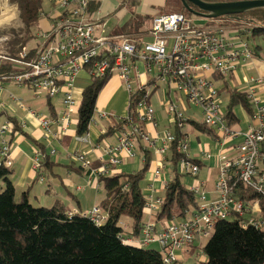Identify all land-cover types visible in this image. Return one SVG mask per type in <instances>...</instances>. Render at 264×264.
Wrapping results in <instances>:
<instances>
[{"label": "built area", "instance_id": "built-area-1", "mask_svg": "<svg viewBox=\"0 0 264 264\" xmlns=\"http://www.w3.org/2000/svg\"><path fill=\"white\" fill-rule=\"evenodd\" d=\"M49 4L50 11L40 15L46 25L36 33L32 55L29 56L26 48L15 56L9 51L0 52V60L8 61L12 70L17 71L16 75L1 76L0 82L12 80L18 86H26L34 92L32 97L35 99L41 93L48 100L61 95V112L55 118L43 117L21 99L11 98L15 107L36 118L47 139L58 141L66 133L78 108L72 97V88L80 73H85L89 81L117 77L128 96L137 92L140 95L136 123H130L126 117L94 111L89 126L110 119L115 122L124 120L126 125L124 130L117 132L115 146L104 143L106 159H101L97 168L91 169L92 164L83 156H75L83 168L91 169L90 179L97 182L99 176L110 175L111 169L121 164L123 156L134 158L138 140L159 159L150 179L161 176L169 145L174 141L173 134L165 130L150 138L144 129L146 124L155 126V111L149 99L152 91L160 85L181 97L177 103L168 96L160 101L171 126L176 124L182 128L187 119L199 114L203 124L231 142L217 155L218 171L212 179L216 198L211 200L203 190L205 183L197 179L199 167L191 162L193 158L189 156L187 137L180 140L175 148L180 156L177 171L193 180L189 190L197 196V209L188 212L183 220L166 221L158 231L154 223H145L139 237L124 235L121 242L136 248L155 249L164 264H177V252L192 245L195 237H210L219 221L244 219L242 227L250 226L264 232V218L260 217L258 205L233 196L237 183L264 196V171L261 169L264 165L261 151L264 102L257 93L262 79L244 78L245 84L249 85L246 96L254 110V121L245 131L226 125L222 99L214 80L234 73L254 57L250 46L241 40L240 30L226 19L198 23L193 16L188 18L183 14L169 13L152 17L147 34L135 39L107 34V17L89 14L88 0H49ZM146 37L150 38L149 42H145ZM6 41V37H0V46ZM261 60L264 64V57ZM191 107L194 113L189 116L187 112ZM4 109L0 99V113ZM19 126L25 128L23 122ZM12 133L10 122L0 125V170L12 167L10 143L2 138ZM38 151L34 158L35 172L40 159ZM54 154L55 149H51L49 155ZM209 158V154L205 155V159ZM163 183L166 184V180ZM160 204V199L149 195L144 211L154 216ZM76 214L96 224L104 220L97 207L88 212H68L69 217Z\"/></svg>", "mask_w": 264, "mask_h": 264}, {"label": "trees", "instance_id": "trees-1", "mask_svg": "<svg viewBox=\"0 0 264 264\" xmlns=\"http://www.w3.org/2000/svg\"><path fill=\"white\" fill-rule=\"evenodd\" d=\"M200 1L228 3L236 0ZM10 2L17 6L22 24L18 32H11L12 39L8 44L11 56H15L22 49H27V45L35 39L38 32L37 23L43 12V0H10ZM165 2L160 8L162 14L179 13L188 18L192 17L179 0H165ZM140 5L141 0H121L114 14L124 10L128 18L121 27L114 29L111 35L136 39L147 34L152 17L138 13ZM99 6V1L88 0L87 12L97 13ZM188 7L197 10L191 4H188ZM221 19L230 21L232 26L240 30L241 39L246 40L254 56L264 53V9L250 10ZM28 50H31L32 54L35 51L33 48ZM16 74L17 71L12 70L10 65H0V78ZM109 79L92 80L82 90L76 113L77 137L87 134L97 98ZM222 79L214 80L217 82ZM223 84L218 93L220 98L226 95L225 122L227 126L232 127L238 122L235 109L240 106L251 115L252 104L245 93L238 92L226 82ZM139 98L138 92L130 95L126 114L121 116L126 117L130 123H136V106ZM2 116L1 112L0 117ZM49 117L55 118L54 115ZM7 122L13 125L14 133H19L30 142L33 141L20 128V122L16 119L8 117ZM186 124L211 141L221 142L222 138L217 132L201 121L187 119ZM125 125L124 120L115 122L110 119L106 127L107 133L102 138L124 130ZM170 131L174 141L169 145L165 159L170 163L171 173L167 186L159 196L161 205L153 216V222L156 224L183 220L188 212L198 207L197 196L184 185L185 176L177 171L180 156L175 148L187 135L176 124L171 126ZM35 146L40 152L35 176L40 178L44 168L50 166V161L44 146ZM261 151L264 153V142ZM142 155L143 162L138 171L132 174L118 173L98 177L97 183L104 195L99 204V209L104 215L101 224L77 214L69 217L60 203L52 208H34L29 203L26 192L21 194L19 202H15V189L9 180L10 172L0 170V181L4 186L0 192V264H164L157 250L136 248L121 242L124 235L139 237L145 224L143 219L147 198L141 183L150 169L153 157L152 151L148 149H144ZM191 162L200 168L199 161L192 159ZM71 166H75L74 163ZM98 166L99 164H92L91 169ZM77 169L83 170L81 167ZM91 169H86V175L90 174ZM233 196L244 202L256 203L260 217L264 218V196L239 183L235 186ZM123 217L127 218L129 231H124L119 226ZM243 220L217 222L201 250L206 261L196 264H264V232L250 226L242 227Z\"/></svg>", "mask_w": 264, "mask_h": 264}, {"label": "crops", "instance_id": "crops-1", "mask_svg": "<svg viewBox=\"0 0 264 264\" xmlns=\"http://www.w3.org/2000/svg\"><path fill=\"white\" fill-rule=\"evenodd\" d=\"M96 1L100 2L101 0ZM118 5L119 2L104 0L102 5L100 2V6L97 11L100 17H107L106 27H108V20L110 18L115 20L112 27H110L109 34H111L114 29L121 27L128 18V15L124 10L114 14ZM147 9V3L143 6V2L141 0L138 13L153 15L147 11ZM40 24L43 26V24H45V20L40 19ZM262 54L264 53L261 52L258 56H254L251 60L247 61L242 67L229 76L232 77V82L234 83L236 80L238 85V87H231L240 93H245L246 95L249 85L245 84L244 78L260 77L262 79V84L257 88V93L264 102V64L261 60L264 56L262 57ZM76 80L89 81L85 73H80ZM158 89H154L152 91L149 99V103L155 111V126L152 124H146L144 126V129L150 138L157 136V134H160L165 130H170L171 128L169 117L166 115L162 107L159 108V101H161L165 96L166 98L168 96L176 103L180 102L181 99L179 95H176L173 92L169 93L167 88L161 91L160 94L155 95ZM11 98L21 99L25 105L26 103H29L32 110L43 117H49L51 115L56 117L60 114L62 98L61 95H59L53 100H48L44 95L43 98L38 97L35 99L32 96L27 95V93L25 95L22 90L6 88L4 85L1 86L0 99L5 104V110L2 112L3 116L0 117V125H2L5 121H8V117H12L18 122H23L25 124V128L22 130L36 143H32L33 141L30 142L19 133L14 132L11 135L8 134L2 137L10 143L11 147L13 163L9 170V180L14 186L15 194L16 192H20V194L26 192L29 203L36 208H52L57 203H60L67 212L77 211L82 213L88 212L92 208L99 207L100 202L104 198L103 191L95 180L90 179L88 175H86V169L75 160V156H83L85 160L90 161L91 164H97V162H100L101 159H106L103 148L104 143H108L110 146H115L117 139V132L112 133L106 138H102V136L107 133L106 127L108 126L110 120L97 121L95 125L88 127V132L85 136L77 137V108L66 133L61 135L58 141H50V139H47L45 135H43L37 119L26 115L17 109ZM23 98L26 100H23ZM99 98L100 102L98 103ZM128 98L129 96L125 90L124 84L117 77H111L97 98L95 111H103L121 117L126 114ZM153 100H156L158 109H156V105L153 106ZM222 108L225 111V104L222 105ZM193 113V111H188L187 115L191 116ZM235 115L238 118V122L232 126L233 129L245 131L254 121L253 107L251 115H248L242 107L238 106L235 109ZM192 120H194V118ZM199 135L201 136H197L196 142L188 141L189 156L200 162L197 179L206 183L203 190L207 193L208 198L213 200L216 198V195L214 187H212V185L210 187L209 181L211 180L210 183L212 182L213 177L218 171L217 155L222 147H228L231 142L226 139H221V142L218 143L211 141L203 134ZM100 138L101 140L99 141ZM1 140L2 139L0 137V141ZM35 145L44 146L48 155L51 149H55V154L53 156L49 155L50 166L44 168V170L40 173V178L35 176L36 173L33 170L35 154H37V151L39 150ZM144 149H147L145 144L142 141H138L135 148V157L124 158L123 156L121 164L116 166L112 170V173L132 174L138 171L143 162L142 151ZM207 154H209L211 158L205 159V155ZM152 157L153 159L150 169L144 178L143 193L144 195L150 194L153 198H155L163 189L162 182L167 180L169 177L161 172V176L159 178L155 180L152 179L153 181L150 179L151 172L159 160L155 155H153V153ZM73 163L75 166H71ZM78 167H81L83 170L78 171ZM261 169L264 171V165H261ZM200 174H203L202 178H200ZM183 183L189 189L193 180L186 177L183 179ZM208 187L210 188L208 189ZM30 200L34 201V203ZM150 215L151 214L144 211V223L152 220ZM124 224L125 227L128 228L129 224L127 222ZM164 224L165 222L160 225H155V229L157 231L160 230ZM126 231H129V228ZM203 241L204 240L199 237H196L192 244V248L178 251V263L184 262L188 257L196 255L198 253L197 246L198 244L200 246ZM201 248H203V246H201Z\"/></svg>", "mask_w": 264, "mask_h": 264}, {"label": "rangeland", "instance_id": "rangeland-1", "mask_svg": "<svg viewBox=\"0 0 264 264\" xmlns=\"http://www.w3.org/2000/svg\"><path fill=\"white\" fill-rule=\"evenodd\" d=\"M114 2H121V0H113ZM236 1H238V0H236ZM101 2V5L103 4V2H104V0H101L100 1ZM142 2H143V6L144 5H146V3H147V5H148V9H147V11H149L150 13H152L153 15H150L151 17H153V16H155V15H159V14H162L163 12L162 11H160V8H162L164 5H165V0H142ZM3 3H5V4H3ZM2 3V6H0V9H3V8H6L7 7V13H5V15L7 16V20L4 22V23H0V37H6L7 38V41L3 44V45H1L0 46V52H3V54H5L6 52H8L9 51V48H8V44H9V42L11 41V39H12V37H11V32H18L21 28H22V24H21V21H20V19H19V11H18V8H17V6L15 5V4H11V2H10V0H5V2H3ZM5 5V6H4ZM150 6V7H149ZM3 7V8H2ZM42 7H43V9H42V11L43 12H49L50 11V9H51V6H50V4H49V2H48V0H43V4H42ZM101 8V7H100ZM1 12V11H0ZM169 12V11H168ZM9 19V20H8ZM41 19V18H40ZM109 19V18H108ZM192 19L194 20V21H196V22H204V21H206V20H209V19H202V18H197V17H192ZM44 20V19H43ZM47 21V20H46ZM114 19H112V18H110L109 20H108V27H106V33L108 34L109 33V30H110V27H112V25H113V23H114ZM48 22V21H47ZM45 25L46 24H43V26H42V24H40V20L38 21V23H37V27H36V29H43V28H45ZM120 36H123V35H120ZM241 40H243V41H246V40H244L243 38L241 39ZM150 41V38L149 37H146V39H145V42H149ZM35 45H36V43H35V41L33 40V41H31L28 45H27V52H29V56L30 55H32V52H31V50H28V49H32V48H34L35 47ZM262 56H264V54H262ZM1 64H5V65H9V62L8 61H3V60H0V65ZM107 78H111V77H107ZM107 78H105V79H107ZM218 79H222L221 77H217ZM232 77H230L229 75H226V76H224L223 77V79L221 80V81H217L215 84V86H216V88H218V89H220V88H222V86L224 85L223 83L224 82H226L227 84H229L230 86H236V87H238V85H237V83H236V80H235V82L233 83L232 82ZM1 84H2V86L4 85V86H6V88H14V89H19V90H22L23 92H24V94L26 95V93H27V95H29V96H33V91H31L30 89H28L26 86H18V85H16L15 83H14V81H12V80H9V81H1L0 82ZM90 83V81H82V80H75V82H74V84H73V88H72V97H73V99L77 102V103H79V101H80V96H81V92H82V90L88 85ZM163 90H165V86L164 85H160L159 86V89L156 91V94L155 95H158V94H160L161 93V91H163ZM26 97V96H25ZM38 97H41V98H43L44 97V94H38ZM157 97V96H156ZM46 98V97H45ZM222 101H223V103H222V105L223 104H225L226 103V95H223L222 96ZM23 100H26V99H24L23 98ZM53 100V99H52ZM100 102V98L98 99V103ZM154 104H153V106H155L156 105V109H158V104H157V102H156V100H153L152 101ZM26 106L27 107H29V108H31V106H30V104L29 103H26ZM159 108H161V105H160V101H159ZM32 109V108H31ZM189 111H193L194 112V109L191 107L190 109H189ZM111 113H113V112H111ZM124 116V115H123ZM120 117V116H119ZM194 120L195 121H200L201 120V118H200V116H199V114H196L195 115V118H194ZM1 121V120H0ZM182 131L185 133V134H187V138L185 139L186 140V142H191V141H195L196 142V138H197V136H201V135H199L198 133H196V131L189 125V124H184V126L182 127ZM147 134V133H146ZM148 135V134H147ZM138 141H141V140H138ZM137 141V142H138ZM145 146H146V144H145ZM100 163H101V161L100 162H97V164H99L100 165ZM115 168V167H114ZM114 168H112L111 169V173H110V175H112L113 173H112V170L114 169ZM202 168V167H201ZM161 172H163V174H165V175H167L168 177H170V173H171V166H170V163H168V162H166L165 163V167H164V169L163 170H161ZM109 176V175H108ZM203 177V174H200V178H202ZM186 178V177H185ZM184 178V179H185ZM168 180H169V178L166 180V184H164L163 182V189L167 186V184H168ZM211 181V180H210ZM210 181H209V185H210V187H211V185H212V187H213V183L211 182L210 183ZM143 186H144V180H143V182L141 183ZM205 185H206V183H205ZM210 187H208V189L210 188ZM3 188H4V186H3V184H2V182H0V192L3 190ZM163 189H162V191H163ZM162 191H161V193H162ZM161 193H159L158 195H157V197H155V198H158V199H160V194ZM149 195L150 194H147V195H145V197L148 199V197H149ZM20 196H21V194H20V192H16V194H15V198H14V200H15V202H19V200H20ZM161 200V199H160ZM32 203H34V201H32V200H30ZM161 205V204H160ZM159 205V206H160ZM33 206V205H32ZM34 208H36L35 206H33ZM97 208H99V207H97ZM159 208V207H158ZM150 217H152V220L151 221H149V222H147V223H154L153 222V215H150ZM127 222V218H125V217H123V218H121V220H120V222H119V226L125 231V230H127L128 228L127 227H125V224L124 223H126ZM155 225H160V224H156V223H154ZM162 224V223H161ZM196 238V237H195ZM194 238V239H195ZM210 237H208L207 239H204V238H200V239H202V240H204L202 243H201V245L199 246V244H198V246H197V251H198V253L196 254V255H194V256H192V257H188L184 262H181V263H177V264H196V263H200V262H205L206 261V258H205V256L202 254V248H201V246H203L204 247V245L206 244V242L208 241V239H209ZM194 242V241H193ZM189 249V248H192V245H190V246H188V247H186V248H184V249ZM201 248V249H200ZM183 250V249H182Z\"/></svg>", "mask_w": 264, "mask_h": 264}, {"label": "water", "instance_id": "water-1", "mask_svg": "<svg viewBox=\"0 0 264 264\" xmlns=\"http://www.w3.org/2000/svg\"><path fill=\"white\" fill-rule=\"evenodd\" d=\"M193 17L217 19L226 16L243 14L250 10L264 9V0H238L228 3H205L200 0H179ZM188 4L197 10H192Z\"/></svg>", "mask_w": 264, "mask_h": 264}, {"label": "bare ground", "instance_id": "bare-ground-1", "mask_svg": "<svg viewBox=\"0 0 264 264\" xmlns=\"http://www.w3.org/2000/svg\"><path fill=\"white\" fill-rule=\"evenodd\" d=\"M3 2H5V0H0V6H2V3ZM3 4H5V3H3ZM5 6V5H4ZM3 8V7H2ZM7 9V7L6 8H3V9H0V23H4L6 20H7V16L5 15V13H7L6 10ZM9 20V19H8Z\"/></svg>", "mask_w": 264, "mask_h": 264}]
</instances>
